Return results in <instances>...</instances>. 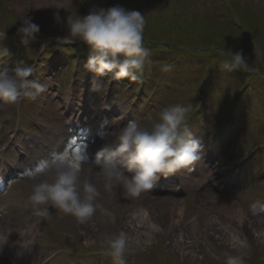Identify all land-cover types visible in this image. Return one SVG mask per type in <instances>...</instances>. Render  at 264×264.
I'll return each instance as SVG.
<instances>
[{
    "label": "rangeland",
    "instance_id": "rangeland-1",
    "mask_svg": "<svg viewBox=\"0 0 264 264\" xmlns=\"http://www.w3.org/2000/svg\"><path fill=\"white\" fill-rule=\"evenodd\" d=\"M46 1L48 5L41 8L31 5L32 9H30L28 5L30 0H0V30L4 34L8 32L16 35L23 17H31L35 24H39L37 16H41L46 18L39 25L40 33L51 28L59 29L61 34H65L66 26L54 22V15L57 12L63 20L67 16L76 17L79 12L85 10L86 13L89 12L93 4L102 7L118 4L133 10L137 2H142L143 7L145 6V16L151 21L144 29L147 39L163 35L171 44L174 42L197 44L198 47L203 48L208 44L218 46L215 48H219L222 52L224 49L242 51L248 58L250 66L264 67V24H262L264 0H72L70 5L62 9L58 8L57 0ZM47 15L53 17L49 18ZM239 38L247 39L251 44V50L244 45L245 42L240 43L242 41H239ZM253 41L254 43H251ZM0 46L9 49L8 59L11 58L12 53H16V63L25 61L24 54H34L38 57L41 53L39 48L33 49L30 45L9 43L6 39L0 41ZM184 50L186 55L179 54L181 59L170 63L172 70L167 73L159 68L162 62L155 61L171 58L170 52L161 53L157 49L151 52L147 67L151 73L168 74L170 86L167 88L163 86L166 91H159L157 87L155 92L146 95L141 91L133 103L126 94L120 92L121 87L116 85L109 86V89L103 93L101 89L94 87L87 90L85 96L78 93L73 97L76 103L81 101L84 104L88 99L91 101L90 107L85 106L86 111H90L93 121L102 116L101 124L104 123V133H106L123 127L131 120L137 121L141 126L149 127L158 120V114L162 109L174 104L191 103L189 97L203 79L201 95L205 97V103L202 112L193 118L203 117L210 123V112L217 91L221 100L227 95L237 94L236 110L241 116L237 127L240 130L231 138V134L224 132L220 138L212 141L213 143L218 140L220 147H216L215 144L212 146L205 144V139L200 141L196 139L202 147L201 160L198 162L202 165L196 172L194 169L181 171L180 173L185 176L173 174L166 178L165 186L170 189L169 191L155 192L151 189L138 198L128 197L121 186H114L111 191H106L102 177L97 175L98 168L87 164V161L94 157L87 150V143L65 142L63 134L66 132L63 130L66 131V124L60 112L62 105L58 102L63 100L64 104L65 95L61 90L55 92L54 87L50 89L45 85V90L36 96L35 113L39 118L42 117L40 122L44 123L40 125L38 117L32 125L21 123L22 119L18 122L14 116L17 106L0 102V166H9L7 171L11 173V168L14 167L13 159L22 158L26 154L32 160L34 155H38L43 159L32 171L35 172L56 155L63 153L77 155L85 162L82 178H87L97 185L100 191L98 202L115 217L113 221L100 209H97L94 216L85 223L78 222L71 215L58 213L55 209H51L53 215L50 218L38 216L28 197L32 186L43 177L30 179L29 173L24 176H11L6 180L10 183L5 186V191L0 193V204H3L4 208H0V231L5 228L16 240L21 238V242L26 247L20 256L22 264H113L109 255L99 249L104 247L107 251L105 236L119 232H125L130 237L125 258L133 264H226L230 255L242 256L243 264H264V243L256 240L255 233L258 231L254 226L255 219L260 218L264 221V207H261L264 198L258 203H247L248 199L253 200L257 196L264 195V172L261 174L256 172L251 177L249 172L244 173L242 168L237 172L223 168L225 164L231 162L232 149L244 158L247 153L245 147L252 150L253 147L258 146L262 151L256 150L255 160L257 163L264 161V107L259 108L264 104V70L260 72L262 78L241 76L244 78L241 80L236 77L241 71L228 72L222 69L221 62L224 59L222 54L214 55L212 52L208 55H195L191 49ZM204 50L205 52L202 53L210 52L206 48ZM49 61L50 59L46 60V63ZM0 67H3L1 63ZM4 69L1 72L8 71ZM245 73L248 75V72ZM198 74L203 76L195 79ZM42 77L43 74L40 76V81L44 84ZM32 79L39 81L37 76ZM54 79L55 77H52L51 80ZM245 79L248 82L246 84H244ZM189 81H194L192 88H189ZM150 86L154 87L155 82L148 84L146 88L149 89ZM50 90H54L56 99L53 98ZM254 105L258 107H253ZM74 109L75 105L68 114L75 121L78 114H73ZM54 112L58 113V119L55 118ZM102 113H109L106 119ZM18 114L20 117V113ZM91 127L90 125L89 128ZM197 127V124L190 127L193 137L201 136L194 132V130L198 132ZM203 132L212 138L217 134L212 128L209 132L207 130ZM49 137L50 141L52 140L49 144L50 150H46L49 147L40 149L38 145L43 141L47 142L45 140ZM250 140H253L254 144L248 142ZM101 143H103L101 138L96 140V144ZM17 152L22 157L18 156ZM255 153L245 162L251 161L249 158ZM238 177L243 180H239ZM177 183L184 187L177 189ZM185 188L186 191L177 193ZM159 199L164 200L165 204L157 202ZM174 201L182 204L181 214L171 212L173 209L171 202ZM140 209L149 211L148 220L145 221L147 226L143 222L144 227L141 229L136 227L140 222L134 218ZM238 213L243 216L240 222L236 219ZM149 223L157 225L159 231L154 233L152 245L145 248L142 243L143 233L149 230ZM224 225H228L230 229L231 225H235L240 229L237 241H243V247L238 242L236 245L232 244L236 242H233L231 236L233 232L227 235V232L221 229ZM28 226L33 227V236L21 231V228ZM61 248H64V251ZM94 250L100 251L98 258L94 255L88 257L87 255L92 253L90 251ZM5 251L6 249L0 250V264H5V259L8 261Z\"/></svg>",
    "mask_w": 264,
    "mask_h": 264
},
{
    "label": "clouds",
    "instance_id": "clouds-1",
    "mask_svg": "<svg viewBox=\"0 0 264 264\" xmlns=\"http://www.w3.org/2000/svg\"><path fill=\"white\" fill-rule=\"evenodd\" d=\"M71 3L72 0H57L59 9ZM54 20L67 28L68 35L61 39L63 43L80 41L87 46L88 57L84 68L88 72L98 76L110 73L113 79L129 78L133 81L143 75L149 50L144 47L146 19L140 11L128 10L118 4L110 7L93 4L87 15L67 16L62 20L57 12ZM39 33V25L31 17L25 16L16 35L25 46L34 42ZM222 55L223 70L253 71L242 51L224 49ZM9 56V49L0 46V59ZM171 70L172 65L167 63L161 68L165 73ZM32 73L31 65L18 66L11 72H0V102L17 105L24 98L35 99L42 93L44 86L34 79H28ZM192 110V103L170 105L159 112L158 120L150 127L131 120L119 129L102 134V146L87 164L98 168L97 175L102 177L104 189L111 191L114 186H121L128 197L138 198L151 190L162 177L179 174L197 164L201 160L202 147L188 128ZM84 164L79 156L63 153L28 174L30 179L43 177L32 186L28 197L38 216L50 218L53 215L51 209H55L85 223L100 209L115 220L98 202L100 191L97 185L82 178ZM148 217L149 211L140 209L134 218L143 223ZM148 228L143 233L145 248L152 245L154 233L159 231L158 226L152 223L148 224ZM233 239L237 240L236 237ZM6 241L5 234L0 236V249ZM237 242L244 246L243 241ZM104 243L113 264H126L125 256L130 244L127 233L106 235ZM226 264H243V257L230 255Z\"/></svg>",
    "mask_w": 264,
    "mask_h": 264
},
{
    "label": "bare ground",
    "instance_id": "bare-ground-1",
    "mask_svg": "<svg viewBox=\"0 0 264 264\" xmlns=\"http://www.w3.org/2000/svg\"><path fill=\"white\" fill-rule=\"evenodd\" d=\"M29 6H30V8H32L31 7V5L32 6H36V7H38V8H41V7H43V6H45V5H48V1H46V0H30V4H28ZM17 8H19V6H16ZM87 107H90V105L89 106H87ZM54 115H56L55 116V118L56 119H58V117H57V115H58V113L56 112H54ZM164 200H158L157 202H161L162 204H165L164 202H163ZM160 203V204H161ZM171 204L173 205V209L172 208H170V209H172V213L173 212H179V214H181L182 213V211H183V206H182V204H179L178 202H176V201H174V202H171ZM231 207V206H230ZM164 208V207H163ZM162 208V209H163ZM163 212H167V211H165V210H163ZM228 212H229V208H228ZM239 215L237 216V220L240 222V221H242V215H241V213H238ZM172 215L170 214V217H171ZM254 220V219H253ZM256 221H255V223H254V226H255V228L257 229V231H258V233H255V235H256V240H258V242L259 243H264V221L263 220H261L260 218L259 219H255ZM133 222V221H132ZM132 222H130V225H131V223ZM145 222V221H144ZM229 223H231V222H229ZM250 223H251V221H250ZM137 224V223H136ZM144 223H139V224H137V226L136 227H139V229H141L142 227H144V226H142ZM145 224H146V222H145ZM129 225V226H130ZM146 226H147V224H146ZM33 227H31V226H28V227H23V228H21V231L23 232V233H25V232H27V233H30V235H34V232H32L33 231V229H32ZM232 228L234 229V230H232ZM223 231H225V232H227V235H231V231L233 232V235H231L232 237H236L238 240H239V235H238V232H239V228H237L235 225H231V229H230V227L228 226V225H224L222 228H221ZM13 230V229H12ZM0 236H2V231H0ZM21 238H18V240H17V243L14 245V247H15V250H16V252H17V254L18 255H22L23 254V252L25 251V246H24V243L23 242H21V240H20ZM234 241H236L235 243H232L233 245H236L237 244V240H233V242ZM2 249H4L5 250V245L2 247ZM1 250V249H0ZM6 252V251H5ZM17 254H15V255H17ZM15 255H14V252L12 251V256H14L15 257ZM6 258H8V256L6 257ZM16 258V257H15ZM15 260V259H14ZM4 262H5V264H13V262L8 258V261H6V259L4 260Z\"/></svg>",
    "mask_w": 264,
    "mask_h": 264
},
{
    "label": "trees",
    "instance_id": "trees-1",
    "mask_svg": "<svg viewBox=\"0 0 264 264\" xmlns=\"http://www.w3.org/2000/svg\"><path fill=\"white\" fill-rule=\"evenodd\" d=\"M239 41H242L240 43H244L245 42L246 44H244V45H247L249 47V41L247 39L239 38Z\"/></svg>",
    "mask_w": 264,
    "mask_h": 264
},
{
    "label": "snow or ice",
    "instance_id": "snow-or-ice-1",
    "mask_svg": "<svg viewBox=\"0 0 264 264\" xmlns=\"http://www.w3.org/2000/svg\"><path fill=\"white\" fill-rule=\"evenodd\" d=\"M73 143H76V141H72Z\"/></svg>",
    "mask_w": 264,
    "mask_h": 264
}]
</instances>
